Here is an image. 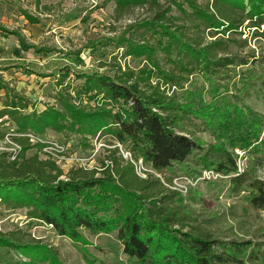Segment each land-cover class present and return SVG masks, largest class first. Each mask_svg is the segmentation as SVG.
Masks as SVG:
<instances>
[{"label":"trees","instance_id":"trees-1","mask_svg":"<svg viewBox=\"0 0 264 264\" xmlns=\"http://www.w3.org/2000/svg\"><path fill=\"white\" fill-rule=\"evenodd\" d=\"M115 2L118 13L148 2L154 9L151 16L131 25L144 28L153 43L127 38L126 32L114 38L118 47L125 48V57L146 60L143 66L123 65L116 56L112 63L100 65L105 71L78 73L84 84L74 94L62 86L56 103L42 111L0 76L4 91L0 143L9 139L20 146L14 159L13 153L0 152V206L25 208L33 223L52 225L74 240L83 239L84 229L92 234L115 233L135 264H264V242H226L193 232L191 210L168 186L172 178L164 181L151 171L165 174L176 163L195 160L197 172L211 168L230 176L232 190L245 191L248 205L264 211V179L258 175L264 165V114L233 95L231 87L239 74L236 67L258 58L255 51L246 56L228 52L231 42L247 46V38L232 36L242 35L244 26L264 36V0H213L207 5L173 0L168 6L159 0ZM173 4L190 26L191 36L175 21ZM207 34L212 39L205 44ZM160 50L172 60L171 67L162 65ZM196 74L208 84L207 90L187 87L196 81ZM252 78H242V86L251 84ZM180 91L187 94L182 99ZM204 91L215 94L214 100L205 101ZM10 123L15 126L12 135L4 129ZM196 127L211 131L215 142L204 146L195 139ZM49 130L66 137L77 135L84 148L105 136L109 155L101 166L73 167L65 173L53 157L39 154L49 146L41 140ZM30 134L38 140L34 142ZM120 145L129 158L120 153ZM33 148L37 152L28 156ZM237 149L249 159L242 173ZM140 161L145 177L137 170ZM11 235L0 230V246L33 258L40 245Z\"/></svg>","mask_w":264,"mask_h":264},{"label":"rangeland","instance_id":"rangeland-1","mask_svg":"<svg viewBox=\"0 0 264 264\" xmlns=\"http://www.w3.org/2000/svg\"><path fill=\"white\" fill-rule=\"evenodd\" d=\"M159 1L166 6L173 2ZM198 3L207 5L212 4L213 0H199ZM173 7V15L177 17L175 21L184 26L191 36L193 32L190 26L185 23L176 5L173 4ZM115 8V0H0V76L31 99L38 111H42L56 103L55 96L62 86L69 87L68 90L74 94L84 84L85 78L79 77L78 73L96 69L105 71L106 68L100 65L112 63L116 56L123 65L143 66L146 60L130 55L125 57V48L118 47L114 38L126 32L127 38L134 36L137 40L148 39L153 43L155 39L144 34V28L136 29L137 26L131 25L151 16L154 9L149 2L119 13ZM240 30L242 35L235 32L232 36L235 39L247 38V46L241 47L231 42L228 52L246 56L255 51L258 59L252 58L250 64L236 67L239 74L231 80L233 95L245 98L253 108L264 114V36H256L254 29L245 26ZM13 31L19 32V35L11 33ZM211 39L207 34L205 44ZM177 54L178 49L173 59ZM165 57L160 50L162 65L171 67L172 60ZM247 75H252V83L242 86V78ZM195 78L196 81L187 86L189 89L196 85L208 89V84L199 74ZM204 93L205 101L214 100L215 94ZM3 94L4 91L0 89V95ZM178 95L182 99L187 94L180 91ZM95 104L96 101L90 103L91 106ZM1 107L3 104L0 101ZM189 125L187 127L193 129ZM4 129L12 135L15 126L10 123ZM195 129L194 138L204 146L215 142L211 131ZM184 133L192 135L190 131ZM105 139V136L97 137L92 140L91 146L84 148L77 135L66 137L49 130L41 138L49 146L39 154L42 158L53 157L65 173L73 167L93 168L101 166L109 155V145ZM119 147L120 153L129 158L130 154L121 145ZM15 148L16 145L9 139L0 143V152L7 151L14 155ZM36 152L37 149L33 148L27 155ZM236 153L238 172L242 173L249 159L244 150L237 149ZM144 169L140 161L137 170L145 177ZM151 171L164 181L172 178V186L166 184L180 193L184 205L191 210L190 227L193 232L226 242H264V211H257L248 205L245 191L236 193L232 190L230 176L211 168L197 172L195 160L176 163L165 174ZM258 175L264 179V165ZM26 213L25 208L13 210L0 206V230L12 233L11 236L15 235L13 237L23 242L40 246L33 253V258L14 247L0 246L1 264H25L33 259L32 264H135V260L125 254L124 245L115 233L92 234L84 229L81 231L83 239L74 240L57 233L52 225L33 223Z\"/></svg>","mask_w":264,"mask_h":264},{"label":"built area","instance_id":"built-area-1","mask_svg":"<svg viewBox=\"0 0 264 264\" xmlns=\"http://www.w3.org/2000/svg\"><path fill=\"white\" fill-rule=\"evenodd\" d=\"M30 136L32 137V140L34 142H36V140H38V138H36L35 136H33L32 134H30ZM20 149V146L16 145V148H15V151L14 152H17L18 150ZM15 158V155L13 156V159Z\"/></svg>","mask_w":264,"mask_h":264}]
</instances>
